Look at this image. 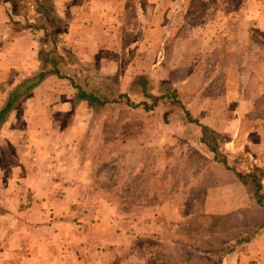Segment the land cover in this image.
Segmentation results:
<instances>
[{"label":"rangeland","instance_id":"obj_1","mask_svg":"<svg viewBox=\"0 0 264 264\" xmlns=\"http://www.w3.org/2000/svg\"><path fill=\"white\" fill-rule=\"evenodd\" d=\"M137 1L142 2L130 0L131 7ZM177 2L176 12L167 11L173 25L160 42L146 43L151 56L134 61L133 69H126L127 76L103 78L80 70L73 77L77 86L98 97L126 93L135 103H148V95L168 97L148 112L142 106L130 109L124 101L97 111L90 104L89 121L76 124L83 133L74 140L61 139L59 145L77 154L76 160L86 168L82 177L105 191L116 206H128L126 213L131 217L142 210L139 215L146 230L133 231L146 240L140 245L148 252L144 264H264V208L256 204L248 189L243 186L240 193L232 189L230 194L235 198L240 194L247 206L222 215L205 214L202 200L207 189L234 183L233 171L243 175L251 169L264 192V14L255 18L249 13L256 11L254 0ZM133 15L126 11L127 24ZM49 32L55 38L59 28ZM129 44L131 41L126 47ZM40 48L52 50L50 43H41L38 51ZM157 48L161 55L153 57ZM16 78L9 74L3 83L11 86ZM141 78L144 85L137 86L135 82ZM56 83L71 86L66 79ZM126 84L131 87L125 89ZM185 111L220 136L231 170L215 163L200 145V128L187 121ZM68 125L71 123H62L60 130ZM7 127L0 125V159L4 157L5 163L14 162V142L33 139L40 130L23 133L21 124L16 123L13 130ZM109 129L115 135L106 134ZM47 142L50 147V140ZM138 175L142 178L136 180ZM134 182L147 187L152 184L158 198L169 194L176 199L181 219L177 226L152 215L149 191L151 196L143 194L151 200L147 208L140 194L126 203L131 198L128 186ZM213 199L209 202L212 208ZM235 230L244 234L227 240ZM239 240L244 242L237 245ZM213 246L234 249L224 253L219 262L212 254Z\"/></svg>","mask_w":264,"mask_h":264},{"label":"crops","instance_id":"obj_2","mask_svg":"<svg viewBox=\"0 0 264 264\" xmlns=\"http://www.w3.org/2000/svg\"><path fill=\"white\" fill-rule=\"evenodd\" d=\"M40 1L50 7L52 17L63 22L53 39L54 57L62 76L73 80L80 70L103 78L127 76L126 69H133L134 61L151 56L146 43L162 40L173 25L170 14L178 7L177 0H141L133 7L130 0ZM254 1L256 11L249 13L257 18L264 14V0ZM36 8L35 0H0V107L15 86L41 69L38 48L49 43L42 28L55 23ZM128 10L134 15L127 24ZM155 54L161 55L158 48L153 57ZM9 74L18 78L11 86L3 83ZM56 78L47 76L17 101L1 124L8 126L7 130L21 124L23 133L40 130L33 139L13 143L14 162L0 159V264H144L148 252L140 245L146 240L133 231L146 230L139 215L142 210L131 217L126 213L128 206H116L105 191L82 177L86 168L76 160L77 154L60 148L59 140H74L83 133L76 124L89 121L88 107L92 106L77 101L74 88L56 83ZM62 123L71 125L60 130ZM106 134L115 132L109 129ZM233 182L207 189L202 199L205 214L222 215L247 206L240 194L238 198L230 194L232 189L240 193L243 188L240 182ZM137 185L135 195L125 202L136 200L140 194L147 208L151 200L143 194L152 193V215L177 226L181 219L176 199L158 198L151 187L142 182ZM211 197H216L213 208L209 205Z\"/></svg>","mask_w":264,"mask_h":264},{"label":"trees","instance_id":"obj_3","mask_svg":"<svg viewBox=\"0 0 264 264\" xmlns=\"http://www.w3.org/2000/svg\"><path fill=\"white\" fill-rule=\"evenodd\" d=\"M24 3H27L28 0H23ZM36 1V10L39 13L46 14L49 18H51L55 26L49 27V28H42L43 29V35L44 38L48 40V42L51 45L52 50H45L44 48H40L38 51V57L41 64V69L39 72H37L35 75L28 77L21 81L17 86H15L6 96V99L3 103V105L0 107V125L4 123L7 116L10 114V112L15 108V104L17 101H19L22 97L26 96L29 91H31L34 87H36L39 83H41L47 76L54 75L58 77L59 79H66L69 81L70 85L75 90V99L77 101H87L89 104L96 107V109H103L106 106H112L115 104L122 103L124 101V105L129 107L130 109H135L139 106H142L144 108V111H152L157 105H159L164 99H166L168 96L161 95L158 98H154L151 95H148L149 102H140L135 103L130 100L129 96L126 93H118L116 97L109 98V97H98L95 94L91 92H86L83 90L80 86H77L73 79L67 78L62 76V74L59 71V65L54 57V54L56 52V42L53 40V34H50L49 30L62 28L63 22L59 20L56 17H52L51 9L48 5L45 3H42L40 0ZM16 23L15 26L19 28L20 26H17ZM30 28H36V26H29ZM141 80V82H140ZM139 82V83H138ZM138 85H144V82L142 81V78L139 79V81L135 82ZM194 95L190 96L192 98ZM175 104L180 106L179 101H175ZM181 108V107H180ZM182 109V108H181ZM186 115V119L189 123H195L200 128L201 137L199 139V143L202 144L205 149L213 156V161L215 163H221L224 165V168L227 170H231L229 165L227 164V158H228V152L223 148V141L221 140L220 136L216 134L215 131H213L210 127L204 124H199L195 120L191 118L188 112H184ZM117 167L124 168L123 165L117 164ZM234 176L236 177V181L240 182L243 186H245L248 191L252 194V196L255 198L256 204L264 208V192H263V186L260 183L257 175L251 171V169L244 173L243 175H239L237 172L233 171ZM142 178V175L136 176V180H139ZM144 186H146L145 183L142 182ZM129 190L127 192V195L134 196L135 191L138 187L136 182L131 183L129 186ZM148 187H151L153 190H156L155 186L152 184H149ZM172 187V186H171ZM169 194L163 195V199L169 198ZM244 234L243 230H235V232L230 236L228 239H236L238 236H241ZM243 240H239L236 242L237 245L243 243ZM227 245V244H226ZM223 246H225L223 244ZM213 251L212 254L216 256V260L221 262L224 253L228 251H232L234 247H231L230 249L225 250H218L216 247H212Z\"/></svg>","mask_w":264,"mask_h":264}]
</instances>
